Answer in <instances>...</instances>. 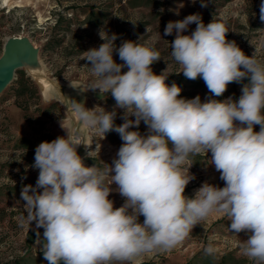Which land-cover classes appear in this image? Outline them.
<instances>
[{"label":"clouds","instance_id":"9594fccd","mask_svg":"<svg viewBox=\"0 0 264 264\" xmlns=\"http://www.w3.org/2000/svg\"><path fill=\"white\" fill-rule=\"evenodd\" d=\"M209 2L200 0L202 7ZM191 24L195 30L183 34ZM174 31L170 55L179 73L203 79L212 97L247 79L242 95L204 102L199 96L181 98L175 82L165 83L166 70L157 75L150 67L162 59L158 51L131 40L117 47L116 34L100 31L104 43L80 58L91 65L86 91L110 93L115 106L89 109L74 100L71 114L100 139L115 131L123 143L118 158L105 168L85 166L77 148L91 143L67 131L36 147L32 167L39 175L35 186L21 190L26 214L19 224L43 229L37 238L48 264H132L144 254L175 248L212 215L227 217L234 234L245 233L241 254L264 264V61L227 40L225 23L213 19L205 25L198 13L169 21L164 35ZM116 109L123 110L120 125L115 124ZM141 122L146 135L130 130ZM99 151L97 144L88 156ZM209 152L224 186L204 182L189 198L185 189L195 179L189 157ZM113 191L124 198L120 207L109 199ZM204 251L212 255L215 249L209 244Z\"/></svg>","mask_w":264,"mask_h":264},{"label":"rangeland","instance_id":"374dc122","mask_svg":"<svg viewBox=\"0 0 264 264\" xmlns=\"http://www.w3.org/2000/svg\"><path fill=\"white\" fill-rule=\"evenodd\" d=\"M262 2L264 0H210L207 7H202L200 0L195 3L192 0H0V60L10 40H25L35 52V70L45 84L40 86L23 66L16 67L12 80L0 93V264H48L37 238V231L42 236L43 229L37 230L34 224L30 229L19 224V217L26 214L21 190L25 185L35 186L39 175V170L32 167L39 142H51L69 132L85 144L91 143L90 147L77 148L85 166L95 164L105 168L118 158L117 152L123 143L118 133L112 131L100 139L71 114L74 100L89 109L100 106L111 111L115 106L110 93L86 91L92 79L87 66L91 65L86 66L87 61L80 58L82 52L104 43L99 32L105 31L109 36L116 34L117 47L131 40L158 51L162 59L150 67L157 75L166 70L164 74L169 76L165 83L169 86L179 79L181 98L199 96L202 102L208 98L238 100L247 79L229 84L222 96L212 97L203 79L189 80L179 73L181 68L170 55L175 31L165 36L164 29L169 21L198 13L205 25L213 19L225 23L229 31L227 40L235 41L245 55L252 56L256 52V58L264 61ZM195 27V24L189 25L183 34H191ZM113 58L116 63H123L115 52ZM127 70L125 67L122 72ZM21 72L32 81L36 92L21 94L17 85ZM116 111L115 124L120 125L123 110ZM130 130L147 134L143 122L138 129ZM255 131H259L258 125ZM97 144L100 151L92 152L90 158L88 152L95 151ZM210 159V152L189 157L188 163H193L189 173L195 177L185 189L189 198L194 197L204 182L224 186ZM111 187L115 189L116 185ZM109 199L114 201V207L124 203V198L115 191ZM143 219V216L139 218L141 223ZM229 225L227 217L212 215L195 226L175 248L144 254L132 264H255L241 254L246 234H234ZM209 244L215 249L212 255L204 251Z\"/></svg>","mask_w":264,"mask_h":264},{"label":"water","instance_id":"95a60500","mask_svg":"<svg viewBox=\"0 0 264 264\" xmlns=\"http://www.w3.org/2000/svg\"><path fill=\"white\" fill-rule=\"evenodd\" d=\"M15 54L22 56V60L17 58ZM23 62L36 66L35 52L25 40L18 38L10 40L6 44L0 60V93L12 80L15 68L22 67Z\"/></svg>","mask_w":264,"mask_h":264},{"label":"trees","instance_id":"16d2710c","mask_svg":"<svg viewBox=\"0 0 264 264\" xmlns=\"http://www.w3.org/2000/svg\"><path fill=\"white\" fill-rule=\"evenodd\" d=\"M196 80L199 81L200 78H197ZM179 81L180 80L177 79L176 84H178ZM17 85H18V88H19V91L21 92V94H24L28 91L36 92V88L34 87L32 81L28 77H25L23 72H21V76L17 81ZM38 144H40V142ZM141 264H148V263H141Z\"/></svg>","mask_w":264,"mask_h":264},{"label":"bare ground","instance_id":"6f19581e","mask_svg":"<svg viewBox=\"0 0 264 264\" xmlns=\"http://www.w3.org/2000/svg\"><path fill=\"white\" fill-rule=\"evenodd\" d=\"M18 39H20V38H18ZM15 56H17V58L22 60V56H19L16 54H15ZM23 68L30 76H33L37 79L40 86H42V87L45 86V84L43 82V78L41 76L37 75L36 70H35L36 66L34 64H28V63L23 62Z\"/></svg>","mask_w":264,"mask_h":264}]
</instances>
